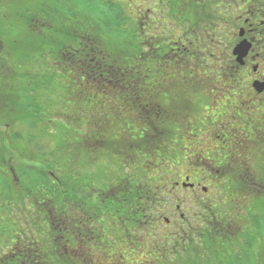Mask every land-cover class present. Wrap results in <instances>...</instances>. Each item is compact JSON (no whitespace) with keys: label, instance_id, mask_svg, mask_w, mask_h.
Returning a JSON list of instances; mask_svg holds the SVG:
<instances>
[{"label":"rangeland","instance_id":"1","mask_svg":"<svg viewBox=\"0 0 264 264\" xmlns=\"http://www.w3.org/2000/svg\"><path fill=\"white\" fill-rule=\"evenodd\" d=\"M60 1L65 2L69 7L72 3H70V0ZM72 1L73 3H77V8L82 12V15L87 16V13L90 12L88 11L87 5L91 4H89L87 0ZM111 1L118 4L114 15L117 13H119L120 16L122 15L123 18L121 19L124 25L115 27L113 31L116 32H114V34H106L107 31L104 34L100 33V37H97L100 47H95L109 57H116L117 51L120 48H126L128 50L130 42L133 44L131 39H133L135 35L133 32L134 20H137V22L141 24V32L148 33V37H151L153 42L159 40L162 42V40L165 41V38L166 41L168 39L173 41L182 33V30H177L175 21L176 24L179 23V20L181 21L185 15L191 12V9H188L187 6H183L181 0ZM187 1L190 3V0ZM207 2L208 0H195L194 6L197 5L200 8ZM9 3H11V5L7 6ZM94 3H96V8L101 12L106 9V2L103 0H97ZM215 3V1L210 2L208 9L209 13L213 14L216 12ZM36 4L37 3H27L25 0H12L10 2L6 0V2L0 6V33L3 34L5 44L2 53H0V58L3 59L5 65H11V73H5L4 75L3 95L6 97V100L7 98L9 100L7 107H9L18 118L17 121H10L11 123L8 124L5 121L9 120L6 118V113L4 111L6 109L2 110L3 118L0 123V155L4 156L5 162L9 163V166L14 168V172L17 173L18 176L11 175L8 168L6 170L4 169V175H2L3 179H1L0 176L1 184L2 180L4 183L6 181L13 184V180L19 177H27L30 171L33 177L40 175L50 177L49 172H53V168L52 170L49 169L50 165L59 168L61 166L64 167V164L66 166L68 163L66 157L68 148L72 151H83V149L85 150L84 144H86L87 134L91 133L93 135V132L100 134L98 128L99 119L111 117L118 111L119 115L111 122V127L117 128L122 120L128 122L129 118H138V114L141 112L130 100L123 98L122 101V97H117L116 95L119 91L116 92L115 96L107 95L106 92L110 86L101 90V86L96 82H91L89 80H85L83 83L79 82V77L83 75L81 72H85V70L78 71V66H76L74 71H71L70 74L63 73L60 72L59 67H57L61 59L57 61L52 58H41L40 53L42 46L38 43V32L29 31L25 25L27 18L31 16V14L33 16L35 14L36 16V13H33V10L36 11L37 7L34 6ZM66 4L63 3L62 5L66 7ZM190 6L192 8L191 3ZM198 12L200 16L203 15V18V10L199 9ZM10 15L11 19L9 20L8 16ZM97 15H92L93 23L98 24L99 27L102 28L103 22H101V18ZM147 15L148 21L151 24L148 29ZM35 16L34 18L36 21L33 25L36 28L37 19L44 21L45 17L41 16L37 18ZM190 19L192 21L191 15ZM185 22L186 24H184L183 27L189 28L190 23H188L187 20ZM83 23H85L83 31L86 35L90 32V29H88V22L86 23L84 18ZM42 25L43 22L39 25L40 31L46 32L49 30L48 33L51 32L50 29L43 28ZM128 31L129 33H127ZM234 34H238V30H235V26H226L224 23L213 25L211 29L201 27V30H199L197 34L198 42H196L195 49H199V51L204 53L205 61H212L211 54H214L216 56H224L225 61L230 63L232 49L229 44L230 40L226 35L228 37H233ZM138 40L137 38L135 39V45L132 49H135ZM31 42L35 45L34 48L30 47ZM171 47L175 50L177 49L176 47ZM45 48L47 47H43L42 49ZM204 50H208V52L205 53ZM166 51V49L163 50V52ZM163 52L157 53L156 57L160 56L159 58L151 56L147 59V62L141 65V70H147L148 76L147 83L144 81L141 82V84L144 85V89L147 90H143L146 95H142V97L148 94L146 107L153 103L154 109L158 106L162 107L164 103H171L173 101L172 94L159 91L161 81L177 77L179 74L178 68H184V65H182L180 61L185 57L178 56L179 53L174 52L173 55L165 57L166 61H164ZM8 53H11L10 57L7 55ZM62 61L63 64H66L68 61L67 56ZM212 62L214 63V61ZM63 64L62 67H64ZM74 64L75 63L71 65L70 69L74 67ZM200 71H203V69H200ZM148 83H150L149 86H147ZM113 91L115 90L113 89ZM157 101H160V103L158 104ZM192 101L193 112L190 114V119L192 121L190 130L186 133L182 124H178L175 121H168V126L164 129L165 135L153 142L155 149L162 141L163 145L166 144V146L170 148L168 151H162V154L164 159H167L165 161V166L169 167L171 170L177 166V168H179L180 164L181 169L184 171L191 166L203 167V163H200L202 159L198 160L204 147L201 141L202 138L205 137V134L209 133L211 125L209 121L201 115V100L199 96L194 94ZM102 113L104 114L103 117H101ZM134 113L135 116H133ZM129 115L132 116L129 117ZM129 122L130 124L133 123V121ZM86 127L88 129L87 134L85 132ZM111 134L112 133H109V135ZM9 142H14L18 145L10 144V146L8 144ZM111 143L113 142L107 139H101L98 143L89 141V145L96 144L98 149L103 151V153H108L110 151L109 149H111V147L109 145ZM13 147L15 148L13 149ZM176 149L178 151L177 156H173L175 152H173V150ZM82 155L81 153L80 157ZM206 155L207 153H204V156ZM87 156H90L89 153ZM112 156L111 158L103 157L102 161L109 160L106 162H116L118 159L115 155ZM87 159L89 162L91 161L90 157ZM81 160L84 161L83 157L82 159L78 158L79 162ZM71 161L74 162L73 159ZM106 162H103V164L101 163L102 167L105 169H107ZM29 167L37 168L38 175L36 171L31 170ZM165 170L169 172L167 169ZM22 171H26L24 175L21 174ZM7 173L9 175H7ZM1 186L2 185H0V187ZM4 186H6V184ZM10 189L15 197L17 194L16 185H11ZM218 193L219 192H215L216 196H212L214 198L212 200L213 207L211 206V209H213L215 213H220L217 215L222 214L226 219L230 216L233 217L234 210L237 211L241 206L240 201L236 203L234 200L225 199V197L220 198ZM4 199V193L0 192V223L3 224V230L6 219V214L3 210ZM248 200L249 199H247V201ZM225 201H227V204H225ZM247 201H244L243 205L247 204ZM251 204L252 202H250V206ZM262 243L264 245V242L259 241V243L254 246H256L257 252L258 248L260 249L259 252L264 257V248L261 249ZM1 248L2 238H0V252L3 251H1Z\"/></svg>","mask_w":264,"mask_h":264},{"label":"flooded vegetation","instance_id":"2","mask_svg":"<svg viewBox=\"0 0 264 264\" xmlns=\"http://www.w3.org/2000/svg\"><path fill=\"white\" fill-rule=\"evenodd\" d=\"M212 1L216 2V12L210 13L213 15V22L224 23L226 26L233 25L235 30H238V34H234L233 37L226 35L230 40L231 54L241 41L245 40L252 45L245 65L240 67L241 77L245 78L247 87L254 94L264 96V91L258 92L254 87L257 82L264 84L262 78L264 52L261 51L264 44L259 43L264 27H253V24L249 23L248 16L243 14L244 10L235 4V0ZM181 3L191 9V12L181 21L179 20L180 24L175 23L178 31L183 30L186 20L190 26H193L196 23V16L200 15L199 12L194 11L195 0H190L192 8L189 1L185 3L181 0ZM238 13H241L243 18ZM185 29H187L186 36L184 37L182 33L175 40L176 52L180 55H183L181 51L188 55L193 51V46L186 37H190L193 44H196L193 29H190V33L189 28ZM254 53L256 60L251 59ZM257 63L260 64V69L253 67ZM245 72L248 75L245 76ZM124 94L117 97H122V101L126 98L132 102V98ZM146 101L142 98L137 108L147 110ZM125 121L122 120L119 125L130 124L129 121H133L130 124L133 125L131 133L138 140L144 133V129L137 122L138 118H129L128 122ZM85 132L88 133L87 127ZM98 135L97 132H93V135L87 134L85 150L82 151L84 161L76 166L80 176L19 177L13 180L17 191L16 202L13 208L8 193L4 194L3 210L6 219L1 251L3 250L2 252L10 257L9 249L13 247L17 234H23L22 230L31 229L28 235L34 234L40 237L44 241L45 248L49 249L50 264L57 262L80 264V261L71 255L79 247L80 240L73 231L66 232L60 240L55 226L49 219L51 214L43 206L51 198L53 191L61 195L59 200L53 199L58 205L67 207L69 203H75L87 210L88 226L92 231L88 233V228H84L82 235L88 233L91 236V239L87 240L88 264H109V262L117 264L114 257L122 251L125 258L119 261V264H183L184 254L190 252V243H192V254L198 256L200 232L205 229L220 231L224 228L219 224H208L213 222L210 219L212 215L207 210L213 211L211 206L213 207L215 192H219L220 198L225 197L238 203L240 196L235 192V185L218 171L208 167L204 154L198 157V160L202 159L200 163H203V167L191 166L184 171L180 164L179 168L177 166L171 170L165 166L167 159H164L162 154L164 150L168 151L170 148L166 144L163 145V141L156 149L153 143L146 145L134 142L129 149L132 152L130 160L127 154L117 155L112 149H109L108 153H103L96 144L89 145V141L94 143L101 141L96 139ZM88 153L90 156H87ZM112 155L118 159L116 162L102 161L103 157L111 158ZM88 157L91 158L90 162ZM103 162H106L107 169L102 167ZM67 164L69 169H76L74 162L69 161ZM115 185L128 187L130 192L113 195ZM25 191H31V194ZM256 195L262 197L264 194L257 190ZM129 236L136 238L134 248L132 241L128 239ZM54 253L61 255L57 258ZM5 264H17V261L7 259Z\"/></svg>","mask_w":264,"mask_h":264},{"label":"snow or ice","instance_id":"3","mask_svg":"<svg viewBox=\"0 0 264 264\" xmlns=\"http://www.w3.org/2000/svg\"><path fill=\"white\" fill-rule=\"evenodd\" d=\"M27 3H44V0H25ZM58 3L59 0H50ZM187 3V0H184ZM235 4L244 10L253 27H264V0H235ZM238 15L243 18L241 13ZM253 18L255 20L253 21ZM41 20L37 19L34 31L39 32ZM187 31V30H186ZM193 46V51L180 61L184 68H178V76L161 81L159 91L173 95L174 103H164L151 113H139L138 123L144 129V133L136 137L132 136L133 125L122 124L117 128L111 127V122L116 119L119 112L113 116L98 120L99 135L97 140L107 139L112 141L109 146L117 155L127 154L132 159L130 146L135 142L150 145L165 135L164 129L168 121L182 124L187 133L192 121L190 114L193 112V95H198L201 115L211 125L209 133L202 138V154L207 153L205 163L213 171H218L240 191L242 199L246 202L250 195L257 190L264 194V96L254 94L248 87L247 81L242 80L240 69L233 63H227L224 56L213 55L212 61L204 60V53L196 50L190 37H186ZM255 38V37H253ZM151 45V41L146 42ZM260 44H264V32L261 33ZM4 37L0 33V53L4 49ZM264 52V48L261 49ZM156 52L155 47H148L145 51V59L150 58ZM252 60H256L254 53ZM90 67V73L85 72V80H91L95 74L99 75L96 83L101 90L110 86L107 95L115 96L120 91V86L125 85L123 91L142 96L144 85L141 80L148 79L147 75L137 78L132 74L128 65L119 57H105ZM253 67L260 69V64ZM203 69V71H200ZM137 72L140 69H136ZM5 73H11V65H5L0 58V120L3 118V108L6 106V97L3 95V81ZM244 75H248L247 72ZM131 79H127V77ZM264 78V76H262ZM113 89L115 91H113ZM103 99V98H102ZM159 104L160 101H157ZM104 114H101L103 117ZM10 123V122H6ZM109 133H112L109 135ZM134 151V149H133ZM134 162V161H133ZM113 195L130 192L128 187L114 186ZM227 204V201H225ZM51 214L49 219L55 226L60 240L68 231H73L80 240L79 247L72 253L80 264H88L89 248L87 240L92 229L88 226L87 210L75 203H69L67 207L58 205L53 198L43 205ZM48 215V213H46ZM88 228V233L82 235V229ZM23 234H17L13 241V247L9 249L11 256L0 252V264H5L7 259H14L17 264H50L49 249L45 248L44 241L36 236H29L31 229L22 230ZM3 224L0 223V238H2ZM132 247H135V237L129 236ZM59 243V240H57ZM126 251V250H125ZM57 258L60 253H54ZM117 264L125 258L124 251L115 255ZM111 264V262H109Z\"/></svg>","mask_w":264,"mask_h":264},{"label":"trees","instance_id":"4","mask_svg":"<svg viewBox=\"0 0 264 264\" xmlns=\"http://www.w3.org/2000/svg\"><path fill=\"white\" fill-rule=\"evenodd\" d=\"M10 1L12 0H9V2ZM87 1L89 2V4H91V5H87L88 11H90L89 13H87L88 18L87 16L82 15V12H80L77 8L78 7L77 3H73L72 0H70V3L72 2L70 7L65 2H61L60 0L58 3H52L50 2V0H44V3H37L36 5H34L37 7L36 11L33 10V13H36V16L35 14L34 16L37 18L44 16L45 19L44 21L42 20L43 22L42 27L48 28L51 30V32L49 33H48L49 30H47L46 31L47 33L44 31H39L37 34L39 36L38 43L42 46L40 56L41 58H49V59L52 58V59H56L57 61L61 59V62L57 64V67H59L60 72L70 74L71 71H74V68L78 66V71L85 70V72L90 73L89 66H91V68H95L98 62L102 61L105 57H109L104 52L99 51L98 49L95 48V47H98V48L100 47L99 41H98V38L100 37V33L104 34L107 31L106 34L107 33L114 34V32H116V31H113L115 27H121L124 25V22H122V19H121L123 18V16L122 15L120 16L119 13L114 15L115 10H117V6H118L117 3H114L111 0H103L104 2H106V9L101 12L95 6L96 3L94 2H96L97 0H87ZM5 2L6 0L5 1L0 0V6L4 4ZM210 2H212V0H208L207 3L202 5L203 8L202 7L199 8L196 5L194 9L195 12H198V9H201L203 10L205 14L203 18H202L203 15L196 16L195 18L196 23H194L193 26L189 27V31L190 29H193L194 39L196 40L195 42H198L197 34L199 33V30H201V27H207V29H211L213 25L219 24V22L215 21L217 24L213 22L214 21V19H212L213 15H210V13L208 12ZM63 3L66 4V7L62 5ZM10 5L11 3H9L7 6H10ZM93 14L95 15L98 14L99 18H101V22H103L102 28H100L98 24L93 23V17H92ZM34 16L31 14V16L27 18V21L25 24L28 30L31 32L34 31L33 29L35 28L33 25V23L36 21ZM10 17L11 15L8 16L9 20L11 19ZM83 18L86 20V23L88 22L87 24L88 29H90L89 30L90 32H88L86 35L83 31V26H85V23H83ZM29 19H31L32 21ZM212 22L214 24H212ZM150 25L151 24L148 21V15H147V29L149 28ZM185 28L183 27V30H182L184 37L187 34V31H186L187 29ZM141 29H142L141 24L137 22V20H134L133 32L135 33V35L133 36L134 40L131 39V41H133V44H131L130 42L128 50L126 48L125 49L120 48L117 51V56H116V57H119V59L122 62L128 65L129 69H131L132 71V74L136 76L137 78L147 75V70L146 71L141 70L142 69L141 65L147 62V59L144 58L146 48L155 47L156 52L152 55L153 57L154 56L156 57L157 53L159 52L161 53L163 52V50L166 49L167 51L163 52L164 61H166L165 57L173 55L174 52H176V50L171 47V46L176 47L175 40L172 41L168 39L166 41V38H165V41L162 40V42H160L159 40V41L153 42L151 40V37L150 38L148 37V33L146 34V33L141 32ZM127 33H129V31ZM136 38L137 40L139 39L138 43L135 46V49H132L133 46L135 45ZM148 40L151 41V45H148L146 43ZM30 47L34 48L35 45L31 42ZM43 47H47V48L42 49ZM195 47H196V44H195ZM204 51L205 53L208 52V50H204ZM181 53L183 55L179 54L178 56H182V57L188 56V54L184 53L183 51H181ZM7 55L10 57L11 53H8ZM213 55L214 54H211V57H213ZM66 56L68 58V61L66 62V64H63L62 60L66 58ZM159 57L160 56L156 58H159ZM230 60H231L230 63L234 62V66L240 69V76H241L242 68L238 66L232 54H230ZM73 63H75L74 67L70 69ZM62 64L64 65V67H62ZM136 69H140V71L137 72ZM85 72H81L83 73V75L79 77L78 81L81 83L85 81V77H84ZM98 79H99V75L95 74L94 78L89 81L96 82V80ZM127 79H131V77L129 76L127 77ZM241 79L245 80V78H242V77ZM142 81L147 83V79L141 80V82ZM149 85L150 83L147 84V86ZM124 87L125 85L123 84L122 86H120L121 90L117 93V95L120 96L125 93L124 95H128L129 97L132 98V102L135 107H139L137 105H140L142 98H145L147 100L148 94L145 97L137 96L135 95L134 91L132 93L123 91ZM143 90L147 91L146 89H143ZM173 101L171 103H174ZM8 103H9V100L7 98L5 102L6 106L3 108V110L6 109L4 111L6 113V118H8L9 120L8 121L5 120V121L15 122L17 121L18 118L15 116L13 111H11L9 107H7ZM147 107L148 108L145 111L141 110L143 109L141 107L138 109L141 110L142 113L147 114V113L153 112L155 109H157L160 106L154 109L153 103H152V104L147 105ZM0 123H1V120H0ZM8 144L18 145L17 143H14V142H9ZM14 148L15 147H13V149ZM151 148L152 150H154L153 147ZM81 153H82L81 150L72 151L70 148H68L66 152L67 161L69 162L73 159L76 169L75 170L69 169V164H66V166L64 164V167L61 166L59 168L57 166L50 165L49 169L52 170L53 168V172L51 173L49 172L50 176L56 177V178H64L66 176H80L81 174L79 173V170L77 169L76 166L77 165L79 166V164L82 162V160L80 162L78 161V158L82 159L83 157V155L80 157ZM177 153L178 151L176 149L175 152L173 153V156H177ZM3 157H4L3 155H0L1 179H3L2 175H4V169L6 170L7 168L11 175H14V176L17 175V173L14 172V168L10 167L9 163L5 162V159ZM30 169L33 171H36V174L38 175L37 168L35 169L33 167ZM25 172L26 171H22L21 174L24 175ZM7 175L9 174L7 173ZM27 177H30V178L33 177L31 176V171L28 173ZM35 177H46V176L40 175V176H35ZM5 184L6 186H4ZM0 185H2L0 187V192L4 194L8 193V197H9L8 199L10 202L13 203L11 204V206H13L14 208L16 199L13 196L14 194L11 192V189H10V186L12 184L6 181L4 183L2 180V184L0 182ZM31 187L32 186H30V188ZM234 189H235V192L240 196V203H241L240 208L237 209V211L234 210L233 217L230 216L227 218L229 220H227L222 214L217 215L220 213H215L212 210H207V212L212 215L210 219L213 221V222H208V224H212V223L219 224L220 226H224V228L221 229L220 231H208L206 229L202 230L199 236L198 256L192 254L191 252L192 243H190L189 245L190 252L184 254L183 264H264V257L263 255L260 254L259 252L260 249L258 248V252H257L256 246H254L255 244L259 243V241L264 242V195L262 197H259L256 195V192H254L248 198L249 200L247 201V204L243 205L244 200L242 199V195L240 191L236 188V186ZM27 192H29L28 193L29 195L31 194V191H25V193ZM50 197L53 199L55 198V200H59L61 198V195L58 192L52 191ZM250 202H252L251 206H250ZM25 207H28V206L25 205ZM200 210L202 211V209ZM254 248H255V252H254ZM263 248H264V245L262 243L261 249ZM56 264H63V263L57 262Z\"/></svg>","mask_w":264,"mask_h":264},{"label":"water","instance_id":"5","mask_svg":"<svg viewBox=\"0 0 264 264\" xmlns=\"http://www.w3.org/2000/svg\"><path fill=\"white\" fill-rule=\"evenodd\" d=\"M243 35V32L241 31V36ZM252 45L247 41H241L233 50V56L236 58V62L239 66L243 67L245 65V60L248 57ZM256 69V68H255ZM255 89L258 92L264 91V84L261 83H255L254 84Z\"/></svg>","mask_w":264,"mask_h":264}]
</instances>
